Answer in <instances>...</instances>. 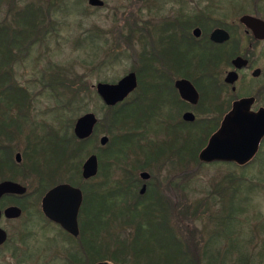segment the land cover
Returning <instances> with one entry per match:
<instances>
[{"label": "rangeland", "instance_id": "374dc122", "mask_svg": "<svg viewBox=\"0 0 264 264\" xmlns=\"http://www.w3.org/2000/svg\"><path fill=\"white\" fill-rule=\"evenodd\" d=\"M101 1L103 6L97 7L89 5L87 0H0V24L5 22L15 30H18L20 25H17V19L13 17V14L21 12L23 8L42 7L49 12L48 18L34 26V31H30L31 35L26 42L19 39L20 43L16 44L15 56L13 53H8L12 55L9 65L10 61L17 57V62L9 69L11 81L21 92L28 95V98L25 106L15 104L6 113L9 119H16L19 122L25 120L16 131L13 126L10 127V133L18 136L11 139V142L3 144L7 147L6 150L11 152L13 164H16L13 158L15 153L21 156L20 162L15 165V168L11 167L7 175H15L13 181L25 185L27 193L22 196L23 199L19 200L24 207L21 217L11 224L2 223L0 226H5L6 230L14 233L12 239L16 243L21 237L18 234L20 230L21 235L28 236L24 245H31L34 242L31 248H39L42 244L45 246L49 233L48 224L44 223L37 214L40 198L53 184L61 182L58 178L69 179L73 175L72 177L76 180L70 181L77 183L80 175L79 173L77 175L74 170H80L88 156L95 154L98 161L102 163V178L106 182L109 181L106 186L118 172H121V169L116 170L119 168L116 165L117 161L131 163L134 172L137 173L144 168V161L157 160L146 157L145 152H142L144 144L141 145V152L136 149L130 150L132 144L129 139L127 142L124 141L127 133L123 131L124 127L127 128L128 121L125 120V126L115 127L117 124L113 125L112 114L114 115L118 109H107L92 86L98 82L115 83L130 71L140 70L141 72L143 67L153 65L159 50V37L162 35L158 33L159 28L165 19L175 17L182 7L183 12L188 15L200 12L199 10L204 12V9L210 6L205 11L206 19L203 21L209 22L208 17L211 15L212 21L218 25H221L225 19L237 22L241 15L249 13L264 18V0ZM39 30H41L40 34ZM91 35L94 37L90 38ZM91 40H95L96 47L90 46V43H93ZM154 65L159 64L154 63ZM76 90L80 91V95L76 96L74 93ZM86 112L95 113L100 123L94 136L83 145L82 155L66 164V168L64 164L56 167L50 163L48 168L44 167L46 170L49 169V176L44 178L39 175L41 167L43 170L45 165L46 157L41 150L42 144L37 141V138L44 143L49 140L50 135L57 134L59 129L60 134L63 133L62 129L68 127L69 133L72 132L71 120H74V124L75 120ZM65 126L68 127L65 128ZM18 131H21L20 134H17ZM33 135L36 138H33ZM101 135L109 138V143L104 147L99 145ZM263 157L264 152L258 158V167L245 170L223 166L221 169L181 167L176 170L170 169L167 165L161 169L163 179L173 178L172 183L175 177L184 180L182 197L176 191L174 184L169 187L167 183L164 194L167 209L175 214L172 225L175 227L177 225L180 229L179 236L187 258H196L195 261H198V264H207L210 260L208 255L211 253L209 256L215 260L222 255L221 258L229 259L224 264H233L231 263L233 259L249 254L251 256L247 264H264V168H261L264 167ZM159 161L160 165L163 164L162 160ZM57 168L65 170L58 172ZM52 169L54 171L50 174ZM12 171L13 174L10 173ZM52 177L54 179L50 181ZM239 177H244V180L239 187L234 186L239 195L237 196L234 192V198L237 199L233 204L237 211L246 210L235 214L233 220L228 222V226L226 223H218V227H225V234L215 228L216 222L218 218L224 217V213H228V196L233 194L231 187L234 185V183L231 184V180ZM251 177H254L255 182L261 184V187L258 185L257 188L246 192L245 197L249 195L248 199L239 204L243 195L242 191L251 184L247 180ZM38 179H48L51 185L45 191L40 190L42 188ZM95 183L96 180H93L90 186ZM187 187L188 190H186ZM191 190L194 194H189ZM86 191L89 194L88 187ZM36 200L37 206H35ZM212 200L216 201L213 205ZM208 213H213L212 215L217 213L213 217L216 222L207 218ZM108 219L109 217H105V220ZM139 222L135 217L132 218L134 228H137ZM110 223L111 221L108 224L109 231L106 239L102 242L105 247L108 245L107 250L101 246L102 249L99 247L96 252L94 245L88 244L89 247H93L92 250H88L91 253L88 263L97 261L110 263L113 259L116 262L122 261L120 257L112 258L117 247L115 236H121V234L117 223ZM209 240L211 249L206 253L204 247ZM229 247L233 248L228 250ZM173 249L177 250L179 247ZM4 250L0 251V264L15 263L17 260L15 257L14 259L10 257V249L6 247ZM2 252L6 255L3 256ZM16 256L20 261L28 259L19 253ZM128 258V264H131L132 255L130 254ZM211 262V264L221 263Z\"/></svg>", "mask_w": 264, "mask_h": 264}, {"label": "flooded vegetation", "instance_id": "af4514ba", "mask_svg": "<svg viewBox=\"0 0 264 264\" xmlns=\"http://www.w3.org/2000/svg\"><path fill=\"white\" fill-rule=\"evenodd\" d=\"M179 14L166 19V22L173 21L175 24L166 30L159 42V50L153 60L159 65L156 66L153 63L143 67L141 72L139 70L127 73L135 75L136 84L124 100L113 106H106L92 86L107 109H118L114 115L112 114L113 125H116L119 119L128 121L126 138L132 144L130 150L136 149L141 152V145L144 144L142 152H145L146 157L157 160L144 161V168L137 173L134 172L131 163L117 161L116 165L119 168L116 170L121 169V172L116 174L108 186L106 184L109 181L106 182L102 178V163L99 161L93 177L84 178L81 165L80 170H74L77 175L78 173L80 175L77 183L70 181L74 179L73 175L69 179L58 178L61 182L53 184L43 197L49 190L61 184H68L80 190L83 196L75 217L76 235L67 231L55 219L47 218L43 214L41 209L43 197H41L37 214L49 226L45 246L42 244L39 248H31L34 242L31 245H24L28 236L21 235L20 230L18 234L21 237L16 243L12 239L14 233L6 230L5 226H0L5 233L4 242L0 244V251H5L6 247L10 249V257L13 259L15 257L17 264H125L122 261L116 262L114 259L110 263L101 261L88 263L91 256L88 250L94 247V251L97 252L99 247L104 246L102 242L106 239L110 221V224L117 223L122 236H115L116 244L121 242L126 246L133 245V240L136 238L135 232L140 230L142 232L138 233L144 235H139L141 238L137 240L142 242L146 239L147 243L150 242L155 246L156 255L152 252L151 258L159 259V264H162L164 259L156 258L161 255V249H164L166 245L170 248L177 246L180 248V244L183 245L179 236L180 229L177 225L176 227L172 225L175 214L167 209L164 192H166L167 183L169 187L174 184L176 191L182 197L184 180L175 177L172 183L173 178L163 179L161 169H164L166 165L176 170L181 167H218L217 169H221L222 166L258 167V158L264 152V137L259 141L254 156L243 166L216 159L206 162L200 160L199 156L208 146L211 137L221 127L235 102L250 99L249 112L264 109V39L256 38L252 31L240 22V17L250 15L262 21L264 18L249 13L241 15L237 22L225 19L221 25H218L212 21L211 17H208L209 22L202 20L196 23L193 20L192 27H188L186 34H183L182 19L178 18ZM216 29L229 34L228 38L219 42L212 40L211 34ZM16 47L15 44L9 48L10 54L13 53L15 56ZM16 58L10 61V65H6L9 67L7 69H11L12 64L17 62ZM229 74H233L232 83L226 81ZM5 89L13 92L14 95L21 93L13 81H10L7 86L0 87V95ZM96 118L99 125L100 119L97 116ZM115 127L118 128V125ZM68 129L69 127L62 129V134L59 129L57 137L61 136L67 141L69 137L65 139V135H69ZM9 141L12 140L0 137V147L3 148V144ZM100 147L104 146L100 145ZM6 148L4 146L5 150ZM159 160H162L163 164L160 165ZM66 167L65 164L64 168ZM64 168L61 171L65 170ZM52 171L54 169L50 171V174ZM144 172L147 176H142ZM53 179L52 177L50 181ZM44 180L38 179V183L41 185ZM93 180H96V183L90 186ZM86 187L90 190L89 194L86 193ZM26 193L6 194L0 198V225L11 224L21 217L24 207L19 200L23 199L22 196ZM189 194L194 193L191 190ZM35 206H37V200ZM9 207L20 208V216L6 218L3 211ZM105 217L109 219L105 220ZM133 217L140 221L137 228L132 225ZM104 223L107 225L106 228ZM88 244L94 246L89 247ZM17 253L28 259L20 261L16 256ZM2 255L6 254L2 252Z\"/></svg>", "mask_w": 264, "mask_h": 264}, {"label": "water", "instance_id": "95a60500", "mask_svg": "<svg viewBox=\"0 0 264 264\" xmlns=\"http://www.w3.org/2000/svg\"><path fill=\"white\" fill-rule=\"evenodd\" d=\"M91 6L101 7V0H87ZM240 22L252 31L258 39H264V21L250 15L240 17ZM224 35V36H223ZM223 30L216 29L211 34L214 41H223L228 38ZM229 74L226 81L233 82ZM136 78L134 74H127L115 84L97 83L94 88L98 96L107 106H113L124 100L134 88ZM250 99H241L235 102L231 111L226 115L221 127L211 137L208 146L200 153L202 161H227L239 166L246 164L255 154L259 141L264 137V109L258 112H249ZM97 118L93 113L80 116L74 124L73 133L78 140L91 136ZM108 142L106 136H101L99 143L104 146ZM20 154L15 155L16 162H20ZM97 157L89 156L82 164V176L93 177L97 170ZM142 176L147 174L142 173ZM26 187L11 181L0 182V198L6 194L22 195ZM79 189L68 184L58 185L49 190L41 201L43 214L63 226L67 231L76 235V212L82 200ZM20 208L9 207L3 211L6 218H18ZM1 216V212H0ZM5 233L0 229V244L4 242ZM106 264V263H101Z\"/></svg>", "mask_w": 264, "mask_h": 264}, {"label": "trees", "instance_id": "16d2710c", "mask_svg": "<svg viewBox=\"0 0 264 264\" xmlns=\"http://www.w3.org/2000/svg\"><path fill=\"white\" fill-rule=\"evenodd\" d=\"M210 7V6H209ZM209 7H207V9H204V12H201V10H199L200 12H196L194 14H186L183 12V7L180 9V11L178 12V18L181 17L182 19V27H183V34H186V29H188V27H192V22L193 20H195L196 23H200V21H202L203 19H206L204 17H206V13L205 11H207L209 9ZM10 11V8L8 10V12ZM209 13V12H208ZM48 10L45 11V9H43L42 7L39 8H34V7H27V8H23L21 12H17V14H13V17H15V19H17V25H20V28L18 30H15L14 28H10L8 25H6L7 23H2L0 24V87L7 83H9L11 81V74L9 69H7L6 65H8L9 60L11 59L10 54L9 53V48L14 46L15 44H19L20 40L23 42H26L27 39L30 37L31 35V30L34 31V26H36L38 23H41L42 20L47 19L48 18ZM211 14V13H210ZM209 14V15H210ZM211 17V15H210ZM165 22L161 25V27L159 28L160 31H158V33L164 35V33L166 32V30L168 28H171L175 23L173 21H169L166 22V19L164 20ZM43 25V24H42ZM41 26V25H39ZM14 29V30H13ZM41 33V30H39V34ZM159 35V34H158ZM162 35L159 37L161 40ZM93 35L90 36V38ZM94 37V36H93ZM20 39V40H19ZM185 40V39H184ZM85 41V39H84ZM90 43L91 47L93 46L96 47L95 45V40H91ZM160 42V41H159ZM104 63V62H103ZM6 67V68H5ZM7 69V70H6ZM80 92V91H79ZM78 92V90H76L74 93L76 94V96L80 95V93ZM28 95H25V93L21 92L19 95H14L13 92L5 89L4 92H1L0 95V137H5L7 140L13 139L18 135H12L10 133V127H14L15 131L20 129L19 126H21L22 120L19 122V120L16 121V119H9L8 116L6 115L8 111V109L10 107H14L13 105L15 104H19L21 106H25V101L28 98ZM80 99V98H79ZM82 101V100H81ZM9 119V120H8ZM117 119V117H116ZM8 120V121H6ZM73 121L71 120V129H72V125H73ZM117 125L120 127L125 126L126 122L125 119H119L116 121ZM70 129V130H71ZM126 130V131H125ZM123 131L125 132V134L128 132L127 128L124 127ZM19 132V131H18ZM17 134H20V132ZM34 132V131H32ZM69 137V139L67 141H65L61 136L57 137V134H53L52 136L50 135L49 140L45 141L43 143V140H40L37 138V141L41 142L43 149H41L44 153H45V157H46V162L45 165H43V170L41 167V172L39 173V175H42V177H48L49 176V169L46 170L44 167L47 166V168L49 167L50 163L51 165L54 164L56 167L57 166H62L63 164H69V162H71V160H74L76 158H79L82 154L83 151V145L87 144V142H89L90 139H86V140H78L76 139V137L74 136L73 132L70 131L69 135H65V139ZM30 138H32L30 136ZM33 138H36V136ZM30 140V139H29ZM124 141L127 142V138L124 137ZM2 146V145H1ZM41 147V148H42ZM27 151L29 152V147L27 149ZM30 151H31V147H30ZM12 155L11 152H9V150H5L4 147H0V181L2 180H14V176L15 175H7L9 172V170L12 168H15L16 164H13V160H12ZM264 158V157H263ZM262 158V159H263ZM80 162V161H79ZM44 163V162H43ZM78 164V163H77ZM42 166V165H41ZM32 168L35 169L34 166H31ZM236 168V167H234ZM237 169H241V170H245L247 169L244 167H237ZM58 170L61 171V168H57L56 171ZM43 171V172H42ZM11 174H13V171L10 172ZM244 180V177L242 178H238L235 180V178H232L231 180V184L234 183V185L231 187L233 194H231L230 196H228L229 200H228V207H227V211L228 213H224V217L223 218H218V222L215 221V219H213V217H215L217 215L214 214H210L208 213L207 218L209 220H214L216 222V227L218 228V230L223 231L226 234V229L224 226H219L218 227V223L222 224V223H226L228 226V222L233 220L232 218L234 217L235 214L237 213H241V212H245L246 209L243 210H236V208H234V201L237 199L234 198V195L236 194L237 196L239 195V192H236V188L234 186H238L239 184L242 183V181ZM248 182H250L251 184H249L246 189H244V191H242V199L240 202H245V200L248 199V197H245L246 192L251 191L252 189H255L258 187H261V184H257V182H255V178L251 177L250 179H247ZM50 181L48 179H45L44 181L41 182L40 187L45 191V189H47L48 186L51 185V183H49ZM43 183V184H42ZM238 183V184H236ZM223 190V189H221ZM43 191V192H44ZM234 192H236L234 194ZM216 201L212 200L211 204L213 205ZM204 205V204H203ZM241 207V205H240ZM226 219V221H225ZM225 221V222H224ZM107 225L104 223V228H106ZM137 232H135V239L133 240V245L130 246H126L125 244L121 243V242H117V248H116V253L114 252V256L112 255V258H115L116 256L120 257L122 259V262H127L128 261V256L131 254L133 259L131 261V264H159V259L153 260L154 258H151L152 252L154 253L155 251V246L151 245L150 242L147 243L146 239H143L142 242L137 240L140 239L141 237H139V235H144L142 233H138V232H142L140 230H136ZM210 237V236H209ZM253 241V239H251ZM127 242V241H124ZM181 247L177 250H174L173 248L168 247V245H166V247L164 249H161V255H158L156 258L158 257H162L164 259L162 264H198V261H195L196 258H187L185 253H184V246L181 244ZM104 247V250H107L106 247H108V245ZM233 247H229L228 250H230ZM204 251H206V253L210 252L211 249V245H210V240L206 243L205 247H204ZM218 253V251H217ZM156 255V253H154ZM211 253H209L210 255ZM209 257L210 260H208L207 264H211V261L214 262H221L220 264H224L225 261H229V259H223L221 258L222 255L217 254V259L215 260L213 257ZM250 256L248 254V256L246 255H242L241 257H237L235 259L230 260L231 263L233 264H247L249 263L250 260ZM116 257V258H118ZM111 258V259H112ZM142 258H144L143 260H141Z\"/></svg>", "mask_w": 264, "mask_h": 264}]
</instances>
